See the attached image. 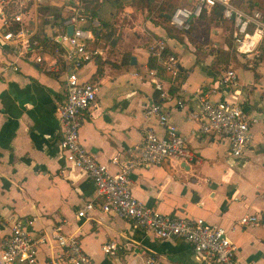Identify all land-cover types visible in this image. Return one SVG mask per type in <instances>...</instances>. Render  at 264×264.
Wrapping results in <instances>:
<instances>
[{
    "label": "crops",
    "instance_id": "0c3cea01",
    "mask_svg": "<svg viewBox=\"0 0 264 264\" xmlns=\"http://www.w3.org/2000/svg\"><path fill=\"white\" fill-rule=\"evenodd\" d=\"M72 1L60 4L36 0L26 21L42 36L51 33L67 15L65 4ZM104 1L88 3L93 10L94 5L101 8ZM193 1L186 0L185 5ZM233 2L243 9L264 10V0ZM56 6L58 12L52 11ZM39 7L48 9L40 12ZM100 8L97 13L101 17ZM193 22L196 28L203 21ZM218 23L228 22L210 24L214 27L211 34L221 33V29L215 30ZM148 28L154 37L165 38L178 57L179 71L172 80L159 77L168 93L173 86L177 94L158 103L168 113L169 122L188 137L192 157L138 167L131 175L133 195L160 213L203 218L224 226L239 248L240 262L264 264V224H239L245 214H256L264 223V122L252 126L251 143L241 156L234 157L228 154L227 141L199 133L197 120L190 117L198 108L196 94L200 88L213 100H230L236 93L247 111L264 115V40L260 45L262 59L253 68L243 59L242 64L229 67L238 76V85L233 87L221 85L224 71L218 74L212 66L216 50L227 49L226 40L210 38L212 44L207 47L212 48L202 50L188 40L190 35L177 38L161 24L151 23ZM3 30L0 20V60L16 61L19 69L9 70L0 79V238L11 232L16 218H32L37 235L62 224L65 234L78 236L95 264H201L189 241L156 238L133 221L104 212L98 201L88 218L77 217L85 201L95 200L96 186L85 171L65 160L60 146L62 131L56 107L66 98L63 78L45 71L33 59H18L2 42ZM114 39L111 47L103 45L104 56L82 71V77L93 81L98 92L80 130L82 144L112 172L117 167L110 163L111 158L116 154L126 156V150L142 140L146 125L165 135V128L156 119L147 120L143 111L157 95L148 72V48L115 45ZM178 99L183 100V107L176 105ZM108 240L125 246L107 255L102 245ZM61 252L53 241L40 245L38 264H55Z\"/></svg>",
    "mask_w": 264,
    "mask_h": 264
},
{
    "label": "built area",
    "instance_id": "2783aa9c",
    "mask_svg": "<svg viewBox=\"0 0 264 264\" xmlns=\"http://www.w3.org/2000/svg\"><path fill=\"white\" fill-rule=\"evenodd\" d=\"M35 1L0 0V20L4 28L1 38L18 59H33L45 71L63 78L66 98L56 107L62 131L60 146L65 160L85 171L96 186L95 200L85 201L77 217L88 218L95 209V201H98L104 212L131 220L137 228L152 232L156 238L189 241L201 264H250L239 261V248L224 226L208 223L203 218L160 213L133 195L131 175L138 167L162 164L174 158L185 161L192 157L187 146L188 137L180 134L177 127L169 122L168 113L161 104L151 101L143 111L147 120L156 119L165 128V135H159L153 126L146 125L142 140L126 150V156L116 154L111 158L110 163L117 167L114 172L82 144L80 130L85 121L84 114L96 102L98 92L93 81L82 77V71L90 62L105 54L100 43V15L93 12L87 0H73L65 4L67 15L51 33L43 35L46 40L42 42L39 38L41 34L26 21ZM217 5L222 7L223 20L232 26L236 51L247 66L253 68L261 58L263 9H243L233 0H194L190 4L177 6L170 14L169 24L180 31H187L192 21L199 19L205 9L210 10ZM70 25L74 26L72 34L68 33ZM52 42L57 46H52ZM148 52L158 65L177 74L179 60L165 38L150 43ZM18 69L16 61L0 60V79L9 70ZM148 72L160 97L172 100L156 69H149ZM220 84L237 86L235 70H225ZM235 94L230 100H213L208 91L198 89V108L190 113V117L197 120L199 133L214 134L227 141L228 154L238 157L253 139L252 126L264 122V115L247 111ZM176 105L183 107V100L178 99ZM239 224L258 226L264 223L256 214H245ZM33 227L32 218H16L13 221L11 232L0 238V264H38V247L49 241L62 250L55 264H95L83 249L78 236L65 234L62 224L38 235ZM124 246L116 240H108L102 245V251L114 255Z\"/></svg>",
    "mask_w": 264,
    "mask_h": 264
},
{
    "label": "rangeland",
    "instance_id": "374dc122",
    "mask_svg": "<svg viewBox=\"0 0 264 264\" xmlns=\"http://www.w3.org/2000/svg\"><path fill=\"white\" fill-rule=\"evenodd\" d=\"M44 2H55V3H62L66 0H42ZM165 0H154L155 5L151 9L147 7H143L140 5L138 0H105L103 2L101 10V23H106V26L104 27L103 31L109 32L110 30L113 32V34L106 38H101L100 43L102 45H110L112 46V40H115V45L117 43H122L123 45L128 46H141L144 45L146 48L149 47V44L152 43L155 39H158L159 37H154L153 33L148 28V24H161L165 28H171L172 29V35L176 36L177 38L181 37L185 39L184 32H181L180 30L174 28L169 24V22L163 20L161 17H159V6L164 2ZM172 0L171 2H173ZM242 2L247 0H241ZM187 2L186 0H181L178 6L185 5ZM246 3V2H245ZM250 4V3H248ZM163 5V4H162ZM165 7V6H164ZM251 7V6H250ZM248 7V8H250ZM59 7H54V9H51L54 12H58ZM104 20V22H103ZM212 24V23H211ZM215 30L217 28L221 29V33L218 32V34L213 35L211 34L212 25L208 24H198L196 25V28H194L195 31L190 34V37L188 40L194 45H197L199 49L202 50H209L212 48L211 46H208V44H212L210 41V38L221 39L222 41L226 40L224 39L225 34H230V26H227L226 23H218V25H214ZM223 34V35H222ZM226 37V38H227ZM117 42V43H116ZM264 45V44H263ZM235 48V47H234ZM111 54L113 53L110 52ZM261 53L262 56H264V47H261ZM232 55H234L235 60H233L232 65H240L243 62V58L238 54V52L233 51ZM262 57L260 58V60Z\"/></svg>",
    "mask_w": 264,
    "mask_h": 264
},
{
    "label": "trees",
    "instance_id": "16d2710c",
    "mask_svg": "<svg viewBox=\"0 0 264 264\" xmlns=\"http://www.w3.org/2000/svg\"><path fill=\"white\" fill-rule=\"evenodd\" d=\"M87 1H93V0H87ZM98 0H94V3L97 2ZM172 0H165L164 2H162V4L159 6L158 10H159V17H161L163 20L169 22V18H166L165 16H163L164 12H167L168 14H171L173 12V10L179 5V3L181 2V0H174L173 2H171ZM138 2L140 3L141 6L143 7H147L149 9H151L152 7H154L156 4L154 3V0H138ZM157 6V5H156ZM165 6V7H164ZM99 6L98 5H94L93 8V12H97L99 10ZM46 9H48L47 7H39L40 12L45 11ZM220 20H223L222 18V7L217 5L212 7L210 10L205 9L202 13V16L197 19V22L199 21H203V24H211L214 22H219ZM104 22V20H103ZM196 22V23H197ZM104 25V26H103ZM194 25L195 23L192 21L191 27L189 30L187 31H181L184 32V34H186L187 36L191 34V32H193L194 29ZM106 26V23H103L100 28V35L102 36H106L109 37L113 34L112 31H109L108 33L103 31L104 27ZM227 26H230V34L229 36L226 38V45H227V49H217L215 52V60L213 62V70L215 72H217L218 74H221L222 71H225L227 69H229V67L232 64L231 61V55L232 52L235 51V46H234V41H233V36H232V26L227 23ZM15 27V26H14ZM169 30L171 31L172 29L169 28ZM40 40L42 42H45L46 37L45 36H39ZM52 46L56 47L57 45L55 43H50ZM212 52H214V50H212ZM257 63V62H256ZM149 67L150 69H156L157 71V76H159L161 79L164 78L166 80L171 81L173 78V73L171 71H169L168 69L160 66L157 64L156 59L150 57L149 59ZM157 95H156V102H160L161 100L166 101L165 99H159L158 96L160 95L159 91H157ZM169 94L170 95H176L177 94V90L175 87L171 86L169 89Z\"/></svg>",
    "mask_w": 264,
    "mask_h": 264
},
{
    "label": "water",
    "instance_id": "95a60500",
    "mask_svg": "<svg viewBox=\"0 0 264 264\" xmlns=\"http://www.w3.org/2000/svg\"><path fill=\"white\" fill-rule=\"evenodd\" d=\"M164 16H165L166 18H169V17H170V14L166 13V14H164ZM73 29H74V26H73V25L68 26V33L72 34ZM132 60L135 61V58L132 57Z\"/></svg>",
    "mask_w": 264,
    "mask_h": 264
}]
</instances>
